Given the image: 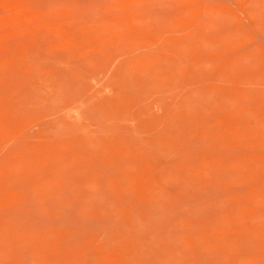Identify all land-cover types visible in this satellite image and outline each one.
Returning a JSON list of instances; mask_svg holds the SVG:
<instances>
[{
    "label": "rangeland",
    "instance_id": "rangeland-1",
    "mask_svg": "<svg viewBox=\"0 0 264 264\" xmlns=\"http://www.w3.org/2000/svg\"><path fill=\"white\" fill-rule=\"evenodd\" d=\"M0 264H264V0H0Z\"/></svg>",
    "mask_w": 264,
    "mask_h": 264
}]
</instances>
